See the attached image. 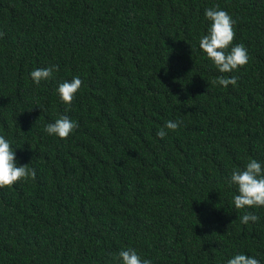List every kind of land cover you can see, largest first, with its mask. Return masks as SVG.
I'll return each instance as SVG.
<instances>
[{"label": "trees", "instance_id": "1", "mask_svg": "<svg viewBox=\"0 0 264 264\" xmlns=\"http://www.w3.org/2000/svg\"><path fill=\"white\" fill-rule=\"evenodd\" d=\"M216 5L249 54L232 73L199 47ZM0 32V135L36 171L0 188V264H121L128 247L152 264H264V207L237 209L229 184L249 158L264 166V0H0ZM76 76L69 106L58 86ZM62 115L78 122L67 139L44 131ZM169 120L183 124L161 139Z\"/></svg>", "mask_w": 264, "mask_h": 264}, {"label": "clouds", "instance_id": "2", "mask_svg": "<svg viewBox=\"0 0 264 264\" xmlns=\"http://www.w3.org/2000/svg\"><path fill=\"white\" fill-rule=\"evenodd\" d=\"M205 18L211 23L208 33L202 35L199 40V47L207 58L212 61L220 73H232L246 66L249 62L246 47L243 44L233 46L236 21L232 16L216 5L205 10ZM3 36L4 33L0 32V38ZM58 71L59 65H51L46 68L33 69L30 76L39 86L42 81L52 79L54 72ZM237 81L236 76L221 75L212 83L227 88L229 85L236 86ZM82 84L83 81L79 76L73 77L71 81L66 80L60 83L58 94L61 101L70 106ZM182 124L183 120H169L157 131L156 135L164 139L168 131L175 132ZM76 128H78V122L73 121L67 115H62L54 123L47 124L44 131L49 135L67 139ZM35 178V169L29 168L28 165L18 166L16 152L12 149L11 143L0 135V188L12 187L21 180H35ZM229 184L237 187L238 194L233 196L237 209L264 207V166L256 159L249 158L243 170H232ZM240 221L246 225L249 222H258L259 217L252 212H246L240 217ZM114 259L119 260L121 264H152L150 259H142L138 251L132 247L122 249ZM227 264H261V262L246 254H236L227 261Z\"/></svg>", "mask_w": 264, "mask_h": 264}]
</instances>
